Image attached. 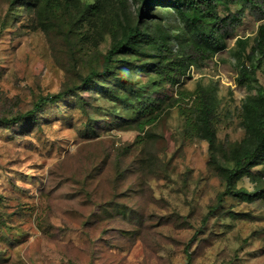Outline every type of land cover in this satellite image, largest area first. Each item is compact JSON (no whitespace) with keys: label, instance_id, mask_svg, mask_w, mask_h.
Here are the masks:
<instances>
[{"label":"rangeland","instance_id":"1","mask_svg":"<svg viewBox=\"0 0 264 264\" xmlns=\"http://www.w3.org/2000/svg\"><path fill=\"white\" fill-rule=\"evenodd\" d=\"M127 6L133 17L135 4L127 0ZM116 13L112 8L106 17ZM166 14L163 25L172 28L176 19ZM28 18L0 0V116L30 108L90 63L99 65L109 45L107 33L68 58L58 31L46 33ZM258 23L243 18L227 47L191 66L177 86H154L152 74L139 75L154 86L152 95L164 98L177 97V87L193 93L198 83L214 86L215 154L222 165L245 135L241 101L264 91V65L256 83L239 84L235 69V39H248L246 54ZM193 97L127 128L120 119L129 112L97 94L88 110L97 132L92 139L82 132L88 117L70 99L45 106L36 124L0 128V264H186L185 250L189 264H264V197L246 202L227 195L211 211L224 181L207 166L206 140L183 128ZM236 186L252 190L254 183L243 177ZM118 204L135 210V218L117 214ZM91 212L100 217L87 221Z\"/></svg>","mask_w":264,"mask_h":264},{"label":"trees","instance_id":"2","mask_svg":"<svg viewBox=\"0 0 264 264\" xmlns=\"http://www.w3.org/2000/svg\"><path fill=\"white\" fill-rule=\"evenodd\" d=\"M130 1L135 4L133 17L126 7L127 0H9L10 7H21L28 17H32L28 18L31 26L37 28L38 24L49 34L56 29L65 41L64 53L68 58H78L76 53L84 41L96 46L107 33L110 41L99 65L90 63L84 72L77 73L76 78L56 92L39 95L30 108L10 117L0 116V128H9L12 124H36L38 114L45 106L70 99L72 106L88 117L82 132L92 139L97 132L88 110L97 94L129 112L120 119L127 128L133 120L143 116L148 117L146 122L153 121L155 110L159 112L177 105L186 95L192 94L191 106L183 112V128L206 140L207 166L224 181V188L217 193L211 211L219 207L227 195L246 202L264 197V91L260 87L258 92L241 101L240 122L245 135L227 152L226 165L220 164L215 154L218 102L214 86L198 83L193 93L177 87L174 98H164L166 94L154 96L150 92L158 82L179 85L191 66H199L224 50L227 39L235 36L246 16L259 23L246 54L248 39H235L236 80L239 84L256 83V71L264 65V0ZM112 8L117 10L114 20L106 17ZM166 13H172L176 19L172 28L163 25ZM146 73L153 75L150 84L154 86L148 87L141 82L139 75ZM253 168L261 172L256 173ZM243 177L254 183L252 190L236 186ZM114 209L130 221L137 214L122 204ZM99 217V212H91L87 221H96ZM205 220L206 217L202 224ZM104 242V239L99 241L98 247H104ZM185 254L186 264H189L190 253L185 250Z\"/></svg>","mask_w":264,"mask_h":264}]
</instances>
